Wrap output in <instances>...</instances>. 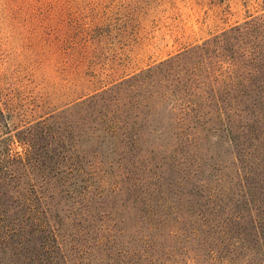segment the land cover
<instances>
[{
	"label": "rangeland",
	"instance_id": "rangeland-1",
	"mask_svg": "<svg viewBox=\"0 0 264 264\" xmlns=\"http://www.w3.org/2000/svg\"><path fill=\"white\" fill-rule=\"evenodd\" d=\"M263 196L264 0H0V264H252Z\"/></svg>",
	"mask_w": 264,
	"mask_h": 264
},
{
	"label": "trees",
	"instance_id": "trees-1",
	"mask_svg": "<svg viewBox=\"0 0 264 264\" xmlns=\"http://www.w3.org/2000/svg\"><path fill=\"white\" fill-rule=\"evenodd\" d=\"M244 26L246 25L244 24ZM230 141L232 142L234 140L231 138ZM248 175L249 174L245 173L242 175L244 181L246 177H249ZM253 212L254 214L256 212L254 219H247V224L245 225L244 230L241 229V231L236 232L235 240L239 245H243L245 247L250 246L249 248L252 252V256L259 258L257 262H253L252 264H264V219H261L264 217V205L261 207V211L254 209ZM239 220L240 219L237 221ZM259 256H262V258Z\"/></svg>",
	"mask_w": 264,
	"mask_h": 264
}]
</instances>
